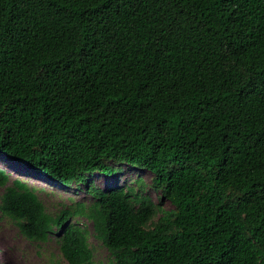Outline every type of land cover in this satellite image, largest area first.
<instances>
[{
	"label": "trees",
	"instance_id": "1",
	"mask_svg": "<svg viewBox=\"0 0 264 264\" xmlns=\"http://www.w3.org/2000/svg\"><path fill=\"white\" fill-rule=\"evenodd\" d=\"M0 154L91 203L51 214L0 166L1 212L64 264H264V0H0ZM147 169L173 208L91 183Z\"/></svg>",
	"mask_w": 264,
	"mask_h": 264
},
{
	"label": "rangeland",
	"instance_id": "2",
	"mask_svg": "<svg viewBox=\"0 0 264 264\" xmlns=\"http://www.w3.org/2000/svg\"><path fill=\"white\" fill-rule=\"evenodd\" d=\"M0 166L8 170L10 180L22 179L36 191L44 203L46 210L55 215L67 207H72L77 202L91 203L94 199L88 193L86 186L65 187L55 183L46 177L36 174L25 165L11 160L0 154ZM119 173L112 177L107 174L95 173L90 176L92 184L99 188L107 189L110 185H121L124 187L134 186L138 189V180L144 182L143 193L150 196L155 203L160 204L161 210L153 221H156L164 211L173 208L172 204L162 199L161 193L151 187L153 174L142 168H137L123 163ZM4 187L0 186L1 195ZM72 224L88 229V243L93 251L94 264H115L113 256L107 247L96 237L92 221L82 215H74ZM65 260L60 252V241L58 234L51 233L46 241L32 240L20 229V226L10 217L4 215L0 210V264H64Z\"/></svg>",
	"mask_w": 264,
	"mask_h": 264
}]
</instances>
